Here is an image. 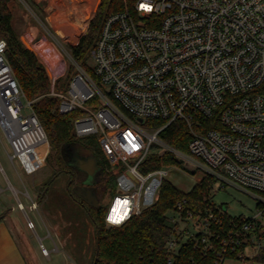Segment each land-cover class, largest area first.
<instances>
[{
    "label": "built area",
    "instance_id": "1",
    "mask_svg": "<svg viewBox=\"0 0 264 264\" xmlns=\"http://www.w3.org/2000/svg\"><path fill=\"white\" fill-rule=\"evenodd\" d=\"M0 43V139L12 159L39 148L45 157L50 142L35 99L21 87L7 40ZM90 57L91 67L69 57L74 70L63 91L57 82L68 67L60 62L49 94L62 113L85 111L74 119L77 137L97 135L112 165L124 164L107 224L122 225L154 203L142 206L143 185L168 170L144 173L140 164L158 144L180 163L204 167L212 189L232 183L258 199L249 216L232 215L227 204L194 210L179 200L168 213L175 228L166 264H180L189 240L216 264H264V0H125L105 19ZM176 121L191 130L188 153L160 136Z\"/></svg>",
    "mask_w": 264,
    "mask_h": 264
},
{
    "label": "trees",
    "instance_id": "2",
    "mask_svg": "<svg viewBox=\"0 0 264 264\" xmlns=\"http://www.w3.org/2000/svg\"><path fill=\"white\" fill-rule=\"evenodd\" d=\"M15 0H0V36L7 40V56L15 74L29 99H35L34 108L40 118L51 145L47 162L52 170L51 178L43 184L40 194L43 199L49 193L52 182L62 172L69 170L66 193L63 196L85 206L96 228L95 256L92 264H166L169 254L167 240L175 225L169 219V211L179 200L187 198L194 210L213 204L210 193L215 179L205 175L189 191L181 190L167 180H163L159 199L151 206L132 216L122 225H109L105 220L107 207L98 196V206L86 203L73 188L77 180L75 167L67 158V148L90 150L99 169L95 174V193L104 184L107 193L116 194L114 177L124 168V164L112 166L98 142L97 135L77 138L74 133V119L85 113L76 109L67 113L59 110L60 100L49 94L51 81L48 71L38 55L22 41L14 27L13 3ZM125 7V0H87L84 14V29H78L68 41L72 56L80 63L87 64L90 50L99 38L105 19ZM37 48V47H36ZM42 53V50H40ZM42 56H45L42 53ZM46 58V56H45ZM73 67L65 79L70 80ZM161 121L149 120L150 126H158ZM161 138L173 147L188 153L192 133L184 121H176L160 132ZM74 151V152H75ZM90 156V155H89ZM180 166V162L170 150H151L140 164L144 173L168 165ZM55 177V178H53ZM61 198L62 201L67 198ZM64 199V200H63ZM231 216V214H229ZM228 215V217H230ZM180 264H216L212 255L204 254L195 247V242L187 241L178 257Z\"/></svg>",
    "mask_w": 264,
    "mask_h": 264
},
{
    "label": "rangeland",
    "instance_id": "3",
    "mask_svg": "<svg viewBox=\"0 0 264 264\" xmlns=\"http://www.w3.org/2000/svg\"><path fill=\"white\" fill-rule=\"evenodd\" d=\"M58 2V6L62 8V12L66 16V20L79 25L78 29L83 30L84 25V12L87 6V0H55ZM50 0H15L12 6L14 12V26L23 43L30 47L38 55L39 59L42 60V53L45 55L47 50L53 52L51 57L53 59V65L45 64L49 69L48 74L52 77L55 76L56 67L62 61L65 62L68 67L67 73L64 77L57 82V87H61V90L66 85V77L68 72L73 67L72 62L69 59L71 50L69 45H63L62 40L58 38L56 31L53 29L54 18L51 16L52 10L49 5ZM34 28V29H31ZM31 29L32 31H30ZM31 35L34 41H31L28 36ZM46 35V36H45ZM41 37L43 49L42 53L36 48L34 42H38ZM45 37L48 38L49 42H44ZM29 48V49H30ZM48 53V54H49ZM46 59L48 60V56ZM95 64V60L90 57L87 61V67H91ZM47 69V68H46ZM47 69V71H48ZM74 70V67H73ZM63 91V90H62ZM1 132V130H0ZM77 137V138H83ZM101 149L105 156L109 159L112 158L110 149L104 146L98 139ZM7 145V144H6ZM9 147V146H7ZM73 147L67 148V153L70 154L75 150ZM10 149V147H9ZM79 156L88 157L91 156L90 150L76 148ZM153 151H166L163 147L158 144H154L151 147ZM150 150V151H151ZM69 156V155H68ZM110 156V157H109ZM70 158V156H69ZM68 158V159H69ZM73 163V161L71 160ZM17 167L19 163L15 161ZM111 163V161H110ZM0 164L4 167L5 172L0 168V182L1 185L8 186L10 182L19 190L14 193L12 189H8L7 193L10 195V201L16 205V210L13 215L15 218H19L24 221L26 232L23 231V240L28 243V247L31 250L30 258L34 264H92L95 256L96 247V228L92 221L85 206L81 205L76 201H72L67 198L64 193L66 190V184L69 179V175L66 172L59 174L56 179L52 182L49 193L45 199V209L38 207V215L36 211L30 209L29 205L31 200L26 194V189L30 192L31 196L36 198V193L31 189V178L24 172H21V177L25 181L22 185L18 175L15 173V169L11 165L3 143L0 140ZM112 165V163H111ZM114 166V165H112ZM174 165L165 166L168 170L166 176L153 175L147 179L142 188L141 203L142 206L151 203L159 199L161 183L163 180H167L174 184L176 187L184 191H189L193 186L199 182L205 176L204 167L194 166L188 160L181 161L180 168L178 171L175 170ZM52 170L46 165L42 170L35 174L34 180L36 187L42 191L43 184L48 181L52 176ZM118 175L116 172L114 182L116 184V191L118 190ZM8 176V177H7ZM76 180L73 184L74 187H79L81 179ZM223 183L220 181L215 182L214 188L211 190L210 196L213 202L218 205L227 204L228 211L232 215H252L256 210L257 197L246 190L238 188L232 183ZM80 193L85 194L83 190ZM97 196H100L101 203L106 207L109 206L113 193L108 192L104 184H100L97 192ZM8 196V195H7ZM65 197L67 200L61 198ZM21 200L25 207L19 208L18 201ZM152 203V205L154 204ZM34 208V206H33ZM37 208V207H36ZM35 209V208H34ZM51 209V212L48 211ZM41 219L38 218V217ZM32 219V220H31ZM58 248V249H57ZM48 250V251H46ZM227 264H241L238 261H228Z\"/></svg>",
    "mask_w": 264,
    "mask_h": 264
},
{
    "label": "crops",
    "instance_id": "4",
    "mask_svg": "<svg viewBox=\"0 0 264 264\" xmlns=\"http://www.w3.org/2000/svg\"><path fill=\"white\" fill-rule=\"evenodd\" d=\"M49 5H51V10H52L51 16L54 18V23L52 24L53 29L56 31L58 38L62 40L63 42L62 44L66 46L68 44L69 39L78 30L80 26L79 25L76 26L75 24L68 22L66 20L67 18L65 14L62 12L63 9L58 6L59 4L57 1L50 0ZM31 29L29 30L32 31ZM28 37L31 38L30 39L31 41L36 40V38L32 39L31 35H29ZM42 40L40 37L38 42H34V45L37 47L38 50H44L42 46L45 44H42ZM44 40L45 43L49 42L47 37H45ZM49 52L50 50H47V52L45 53V55L48 56V60L45 58V56H42V60L41 59L40 60L42 61V63L45 64L47 63L54 66L52 63L53 59L51 57V54L53 52H51V54ZM46 68L48 69L47 66ZM0 140L3 143V146L6 150L11 165L15 169L16 171L15 173L18 175V178L20 179L22 185L25 184V181L21 177V172H24L31 178L32 183L30 187L31 189H33L34 193H36V198H34V196L32 197L28 189H26V194L31 200V203L29 205L30 209L32 208L33 211H36L38 207H40L43 210H47L45 209V205H44L47 196L41 199L40 196L41 191L39 188L36 187L35 184L36 182L34 180V177L35 174L38 173L40 170H42L46 165L49 166L47 162V157L50 153L51 145H50V150L45 157L43 154L45 152V149L39 148L30 151L24 154L23 156L12 159L9 154L11 152V148L9 149L10 146L8 142L6 141L5 138H2ZM16 160L19 163V167H17L15 163ZM0 168L5 172V169L1 164H0ZM8 181H9V185L5 187L1 185L0 182V216L3 215V217L0 218V264H34L30 258V255L32 254H31V250L28 247L29 245L27 242H24L22 235L23 231L26 232L28 229L26 228L23 220L14 217L13 213L17 208L16 205L12 203V201H10V195L7 193L8 189H12L16 194L17 192H19V190L13 185V183L10 182L9 178ZM18 206L19 208L25 207L24 203L21 200L18 201ZM33 206L35 209L33 208ZM48 211L51 212V209H48Z\"/></svg>",
    "mask_w": 264,
    "mask_h": 264
},
{
    "label": "water",
    "instance_id": "5",
    "mask_svg": "<svg viewBox=\"0 0 264 264\" xmlns=\"http://www.w3.org/2000/svg\"><path fill=\"white\" fill-rule=\"evenodd\" d=\"M30 48V47H28ZM31 49V48H30ZM79 167L83 170H85L88 173V179L84 181L86 189V195H82L80 192H78L75 188L74 191L88 204H92L95 206H98V196L95 193L94 185L96 183L95 174L97 170L99 169L97 160L93 156L83 157L82 160H80ZM0 216V218H2Z\"/></svg>",
    "mask_w": 264,
    "mask_h": 264
},
{
    "label": "flooded vegetation",
    "instance_id": "6",
    "mask_svg": "<svg viewBox=\"0 0 264 264\" xmlns=\"http://www.w3.org/2000/svg\"><path fill=\"white\" fill-rule=\"evenodd\" d=\"M68 155L70 156V158ZM79 155L76 152H71L70 154H67V158H69L68 161L71 163V165H73L75 167V176H76L77 180L82 178L81 175L84 174L85 178L79 180L80 181L79 187L81 188L80 190H83L85 192V194L81 193L82 195L85 196L87 187L85 186L84 181L88 179V173L79 167L80 160H82V158H83L82 155L81 156H79ZM71 160L73 161V163L71 162ZM66 173L69 175V173H71V172L69 170H67ZM53 178H55V177H53ZM73 188H75L78 192H80V190L77 187L73 186ZM41 193L45 194L44 190L41 191Z\"/></svg>",
    "mask_w": 264,
    "mask_h": 264
},
{
    "label": "snow or ice",
    "instance_id": "7",
    "mask_svg": "<svg viewBox=\"0 0 264 264\" xmlns=\"http://www.w3.org/2000/svg\"><path fill=\"white\" fill-rule=\"evenodd\" d=\"M141 7H142V8H148L147 5H143V4L141 5ZM149 10H150V9H149ZM134 147H135V146H134Z\"/></svg>",
    "mask_w": 264,
    "mask_h": 264
},
{
    "label": "clouds",
    "instance_id": "8",
    "mask_svg": "<svg viewBox=\"0 0 264 264\" xmlns=\"http://www.w3.org/2000/svg\"><path fill=\"white\" fill-rule=\"evenodd\" d=\"M0 47H3V44L2 43H0Z\"/></svg>",
    "mask_w": 264,
    "mask_h": 264
}]
</instances>
